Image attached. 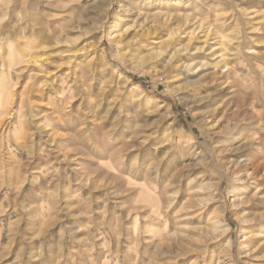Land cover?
<instances>
[{
  "label": "rangeland",
  "instance_id": "374dc122",
  "mask_svg": "<svg viewBox=\"0 0 264 264\" xmlns=\"http://www.w3.org/2000/svg\"><path fill=\"white\" fill-rule=\"evenodd\" d=\"M263 127L264 0H0V264H264Z\"/></svg>",
  "mask_w": 264,
  "mask_h": 264
},
{
  "label": "bare ground",
  "instance_id": "6f19581e",
  "mask_svg": "<svg viewBox=\"0 0 264 264\" xmlns=\"http://www.w3.org/2000/svg\"><path fill=\"white\" fill-rule=\"evenodd\" d=\"M22 61V60H21ZM183 66V68L185 69V70H188V66L187 65H184V64H182L180 67H182ZM189 71V70H188ZM228 72V71H227ZM190 75V74H189ZM219 76L221 77V78H223V77H227V76H229L228 74H226V72H221L220 74H219ZM215 77H216V75H215ZM215 77L213 78V79H215ZM225 79V78H224ZM85 87V86H84ZM224 101V100H223ZM218 104V103H217ZM220 104V103H219ZM235 106H236V108H235ZM240 105H238V102H236V101H234V100H228V101H226V102H222L220 105H218L216 108H214V111H211V116L213 115L214 116V119L213 120H215V117H216V115H217V117L220 115H222L221 116V118H224V117H226L227 116V114L230 112V110H233V111H236L235 113H236V115L238 114V112L240 111ZM234 108V109H233ZM236 115H234V116H236ZM212 116V117H213ZM216 117V118H217ZM258 125L259 126H261L262 127V125H263V122H262V118H260V121L258 122ZM242 129H244V128H242ZM263 129H264V127H263Z\"/></svg>",
  "mask_w": 264,
  "mask_h": 264
}]
</instances>
